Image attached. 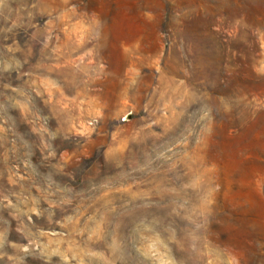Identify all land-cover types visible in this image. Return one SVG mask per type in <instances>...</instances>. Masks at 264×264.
Returning <instances> with one entry per match:
<instances>
[{"label":"rangeland","instance_id":"1","mask_svg":"<svg viewBox=\"0 0 264 264\" xmlns=\"http://www.w3.org/2000/svg\"><path fill=\"white\" fill-rule=\"evenodd\" d=\"M0 264H264V0H0Z\"/></svg>","mask_w":264,"mask_h":264}]
</instances>
